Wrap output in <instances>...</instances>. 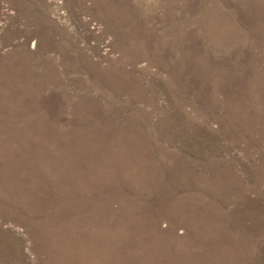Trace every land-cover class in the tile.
Instances as JSON below:
<instances>
[{
	"label": "rangeland",
	"instance_id": "1",
	"mask_svg": "<svg viewBox=\"0 0 264 264\" xmlns=\"http://www.w3.org/2000/svg\"><path fill=\"white\" fill-rule=\"evenodd\" d=\"M0 264H264V0H0Z\"/></svg>",
	"mask_w": 264,
	"mask_h": 264
}]
</instances>
